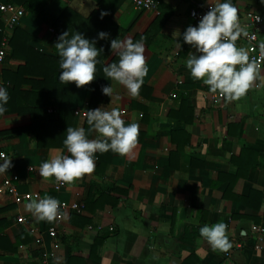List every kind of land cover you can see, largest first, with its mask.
<instances>
[{"label": "crops", "instance_id": "0c3cea01", "mask_svg": "<svg viewBox=\"0 0 264 264\" xmlns=\"http://www.w3.org/2000/svg\"><path fill=\"white\" fill-rule=\"evenodd\" d=\"M5 1L23 7L25 16L0 67L9 93L0 153L13 165L0 176H18V192L31 200L56 198L63 219L56 241L50 239L55 220L37 221L25 209L31 200L16 205L0 184V264H39L55 242L60 247L51 264H264V234L251 231L264 229V72L243 97L228 101L194 80L184 63L195 52L182 38L198 25L190 13L211 0H157L152 12L135 11L132 0ZM232 3L242 27L246 13L264 19L262 0ZM4 20L0 14V28ZM101 31L107 39L98 38ZM64 32L69 38L78 32L102 49L95 79L80 88L58 79L54 46ZM128 37L143 39L146 48L148 71L136 98L103 73L119 60L111 40ZM236 46L246 48L245 40ZM110 85L112 98L101 91ZM51 92L64 99L58 104ZM88 106L124 111L126 125L140 126L137 143L124 156L97 153L92 173L55 192L56 180L41 177L39 167L68 155L66 129L88 130L82 116ZM71 204L81 210L68 209ZM21 216L35 234L17 223ZM218 222L228 226L226 252L213 251L199 235L200 227Z\"/></svg>", "mask_w": 264, "mask_h": 264}, {"label": "clouds", "instance_id": "9594fccd", "mask_svg": "<svg viewBox=\"0 0 264 264\" xmlns=\"http://www.w3.org/2000/svg\"><path fill=\"white\" fill-rule=\"evenodd\" d=\"M264 2V0H262ZM212 6L200 18L197 26H188L183 32V42L195 49L189 52L184 61L194 80H200L208 87V91L219 94L228 101L238 100L258 78L260 68L254 60L249 59L246 48L237 47L236 41L248 32L238 21L237 9L232 0H211ZM107 13L102 12L101 17ZM181 36L179 31L174 33ZM106 32H99V39H107ZM177 42L180 48L181 44ZM96 41L76 33L69 38V32L58 37L54 48L59 51V82L68 84L75 82L77 88L88 85L95 79L97 57L102 49H98ZM264 55V42L259 44ZM111 51L119 57L118 62L105 65L103 73L106 79L123 86L127 93L136 98L147 74L146 48L143 39L134 42L131 37L124 40L113 39ZM110 98L114 88L104 86L101 89ZM9 101L7 88L0 85V116L7 111ZM86 131L84 127H67L63 144L68 155H58L41 163L39 174L48 179L71 185L83 174L92 173L95 169L96 154L111 151L121 156L129 154L137 143L140 126L133 122L125 124L118 109L105 110L102 107L87 111ZM94 138H89L91 134ZM11 159L0 155V175L6 174L12 167ZM60 203L56 198L45 196L33 199L25 205L37 221H54L59 214ZM227 225L218 222L205 224L199 228L200 237L213 251H228L231 248Z\"/></svg>", "mask_w": 264, "mask_h": 264}, {"label": "built area", "instance_id": "2783aa9c", "mask_svg": "<svg viewBox=\"0 0 264 264\" xmlns=\"http://www.w3.org/2000/svg\"><path fill=\"white\" fill-rule=\"evenodd\" d=\"M132 6L133 9L137 12H145V11L152 12L157 9L158 2L157 0H132ZM211 6L212 5H208L200 10H192L190 13L191 19L199 22L200 18H202V16L207 13V11ZM0 14L5 17L3 25L0 28V36H1L0 67H1L5 62V58L8 53L11 36L14 30L19 26L21 19L25 16V9L23 7H19L14 4L8 3L5 0H0ZM244 18L246 20V24H244V28L248 32V35L246 37L241 36L237 41H239L240 39L245 40L246 49L248 50L250 61L254 60L257 63L258 67L260 68V71L264 72V55L261 54L259 48V44L261 42H264V19L260 15L253 13H246ZM238 21L240 23L239 18ZM0 85H3L1 68H0ZM217 98L222 99L223 97H221L218 94ZM92 109L94 108L88 106L82 112V116L87 117V111ZM120 113H121V117L125 116L124 111H120ZM0 155L7 157L3 153H0ZM18 183H19V178L16 175H9L3 177L0 176V184L12 197L13 202L16 205L22 204L23 202H28L32 199V196L30 194L21 195L18 192V187H17ZM65 186L66 184L56 181L54 185V191L59 192ZM60 208H59V214L55 219V225L48 230V236L50 237V239L54 241H56V237H57L58 224H60V222L63 219V215L60 212ZM68 209L73 211H80L81 207H79L76 204H71L70 206H68ZM17 223L28 228L31 234L36 233L35 230L31 228V223L27 218L22 216L18 217ZM100 229L101 228H98V230ZM109 231H113V228H110ZM251 231L253 233L260 235L264 234L263 228L252 227ZM35 237H36L35 242L38 245L41 244L40 237L37 235H35ZM59 247L60 244L55 242L51 251L44 252L41 255L39 259V264H51V262L54 261V259H56L57 251L59 250ZM256 249H260V247H256ZM225 257H228V254H225Z\"/></svg>", "mask_w": 264, "mask_h": 264}, {"label": "trees", "instance_id": "16d2710c", "mask_svg": "<svg viewBox=\"0 0 264 264\" xmlns=\"http://www.w3.org/2000/svg\"><path fill=\"white\" fill-rule=\"evenodd\" d=\"M9 3V2H8ZM17 29H18V27L14 30V32L13 33H16L17 32ZM11 44H12V41H10V46H11ZM7 57V56H6ZM5 60H6V58H5ZM100 91L99 90H94V94L96 95V94H98ZM65 94H67V93H65ZM62 96L63 95H61V96H57L56 94H54V93H52L51 92V94H50V97L52 98V99H54L55 101H59L60 102V100H62V99H64V98H62ZM59 102H58V104H59ZM63 109V106H62V104L60 103V105H59V107H58V110H62ZM56 116H53V118H55Z\"/></svg>", "mask_w": 264, "mask_h": 264}]
</instances>
